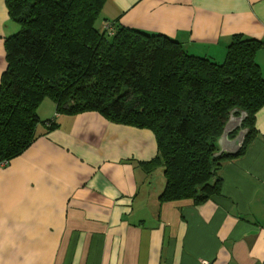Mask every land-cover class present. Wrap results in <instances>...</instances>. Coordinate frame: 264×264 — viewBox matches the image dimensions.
<instances>
[{
  "label": "crops",
  "instance_id": "crops-1",
  "mask_svg": "<svg viewBox=\"0 0 264 264\" xmlns=\"http://www.w3.org/2000/svg\"><path fill=\"white\" fill-rule=\"evenodd\" d=\"M101 13L218 62L233 35L264 39V0H106ZM16 31L0 0V80ZM255 60L264 76V48ZM53 117L0 167V264H264V106L243 151L222 163L219 192L199 203L159 199L151 130L96 111Z\"/></svg>",
  "mask_w": 264,
  "mask_h": 264
},
{
  "label": "trees",
  "instance_id": "trees-1",
  "mask_svg": "<svg viewBox=\"0 0 264 264\" xmlns=\"http://www.w3.org/2000/svg\"><path fill=\"white\" fill-rule=\"evenodd\" d=\"M106 0H5L17 31L5 39L0 80V162L10 161L47 131L45 99L57 114L96 111L111 122L149 129L163 168L161 201L217 194L224 161L239 155L264 106V76L255 60L264 39L232 36L223 61L187 52L161 33L122 26L102 17ZM102 18L101 27L96 26ZM244 113L247 130L236 154L218 153L230 118Z\"/></svg>",
  "mask_w": 264,
  "mask_h": 264
},
{
  "label": "water",
  "instance_id": "water-1",
  "mask_svg": "<svg viewBox=\"0 0 264 264\" xmlns=\"http://www.w3.org/2000/svg\"><path fill=\"white\" fill-rule=\"evenodd\" d=\"M244 119V113L241 114L239 117H232L230 120L226 123L223 129V133L220 136V138L217 141L218 145V153H226V154H236L239 149L242 147V144L244 142L247 130L244 128H241L238 130L237 134L233 137V139H229V134L239 128L241 126V123ZM226 140V141H224Z\"/></svg>",
  "mask_w": 264,
  "mask_h": 264
},
{
  "label": "rangeland",
  "instance_id": "rangeland-1",
  "mask_svg": "<svg viewBox=\"0 0 264 264\" xmlns=\"http://www.w3.org/2000/svg\"><path fill=\"white\" fill-rule=\"evenodd\" d=\"M103 22H102V18L100 17L99 19H98V21H97V24H96V26L98 27V28H100L101 27V24H102ZM48 104V107H46V105ZM42 105V106H41ZM51 105V106H50ZM44 107L43 108V110H40L39 109V107ZM55 105H54V103H53V101L51 100V99H46L42 104H40L39 105V107H38V109L40 110V115H39V119H40V121H46V120H48L53 114H54V111H55V107H54ZM37 109V110H38ZM45 109H47L48 110V113H50V114H52L51 116H49V117H47V118H45V117H42V116H45V113H46V111H45ZM41 111H42V113H41ZM38 113V112H37ZM40 125H43L42 123H40Z\"/></svg>",
  "mask_w": 264,
  "mask_h": 264
},
{
  "label": "built area",
  "instance_id": "built-area-1",
  "mask_svg": "<svg viewBox=\"0 0 264 264\" xmlns=\"http://www.w3.org/2000/svg\"><path fill=\"white\" fill-rule=\"evenodd\" d=\"M8 161H2L0 162V167L4 166L5 164H7ZM200 264H211V262L209 260H202Z\"/></svg>",
  "mask_w": 264,
  "mask_h": 264
}]
</instances>
